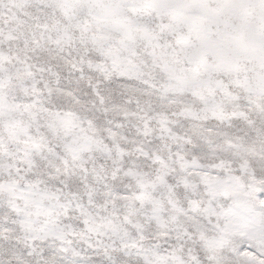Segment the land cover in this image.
Listing matches in <instances>:
<instances>
[{
    "label": "snow or ice",
    "instance_id": "6c2138e0",
    "mask_svg": "<svg viewBox=\"0 0 264 264\" xmlns=\"http://www.w3.org/2000/svg\"><path fill=\"white\" fill-rule=\"evenodd\" d=\"M0 264H264V0H0Z\"/></svg>",
    "mask_w": 264,
    "mask_h": 264
}]
</instances>
